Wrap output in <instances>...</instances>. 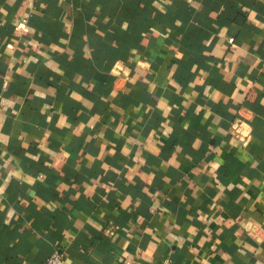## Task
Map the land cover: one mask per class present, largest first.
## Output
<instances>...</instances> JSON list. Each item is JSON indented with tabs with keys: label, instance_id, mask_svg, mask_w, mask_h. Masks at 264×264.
Here are the masks:
<instances>
[{
	"label": "crops",
	"instance_id": "1",
	"mask_svg": "<svg viewBox=\"0 0 264 264\" xmlns=\"http://www.w3.org/2000/svg\"><path fill=\"white\" fill-rule=\"evenodd\" d=\"M55 248L264 264V0H0V264Z\"/></svg>",
	"mask_w": 264,
	"mask_h": 264
},
{
	"label": "built area",
	"instance_id": "2",
	"mask_svg": "<svg viewBox=\"0 0 264 264\" xmlns=\"http://www.w3.org/2000/svg\"><path fill=\"white\" fill-rule=\"evenodd\" d=\"M229 41H232V38H229ZM44 264H66L64 252L58 248H55L48 255ZM123 264H130V262L125 261ZM158 264H172L171 260L168 257H164Z\"/></svg>",
	"mask_w": 264,
	"mask_h": 264
}]
</instances>
